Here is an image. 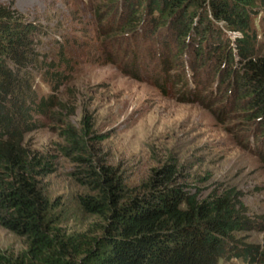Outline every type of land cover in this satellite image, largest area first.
Wrapping results in <instances>:
<instances>
[{
    "label": "rangeland",
    "instance_id": "1",
    "mask_svg": "<svg viewBox=\"0 0 264 264\" xmlns=\"http://www.w3.org/2000/svg\"><path fill=\"white\" fill-rule=\"evenodd\" d=\"M12 2L37 29L39 58L11 99L4 102L0 96V102L15 112L16 103H21L20 111L27 108L40 126L26 134L24 144L51 161L55 170L43 179L52 235L66 241L75 238L82 247L101 238L109 224L80 206V196H96L97 191L75 179L80 168L74 161L77 155L65 154L70 146L67 131L89 127L104 138L100 148L131 184L174 160L189 174L193 194L207 198L231 191L252 226L234 234L235 244L264 254L262 133L231 112L232 96L220 86L215 62L199 70L194 47L175 59L179 53L175 30L166 27L154 34L146 19L135 33L119 31V22L131 13L114 10L109 0ZM260 8L253 20L257 55L264 54L263 3ZM215 28L218 35L210 37L211 42L228 44L240 36L221 22ZM192 87L200 101L181 102V95ZM40 103H47L43 113ZM29 250L26 238L0 227V256L13 262L28 260ZM66 257L84 263L86 251L70 250ZM258 262L264 264V259ZM220 264L253 263L232 257Z\"/></svg>",
    "mask_w": 264,
    "mask_h": 264
},
{
    "label": "trees",
    "instance_id": "2",
    "mask_svg": "<svg viewBox=\"0 0 264 264\" xmlns=\"http://www.w3.org/2000/svg\"><path fill=\"white\" fill-rule=\"evenodd\" d=\"M109 1L114 10L131 13L119 22V31L135 33L146 19L154 34L166 27L175 30L179 46L175 59L194 47L199 70L213 60L220 86L226 96H232L231 112L261 131L260 142H264V54L256 53L253 30L264 0ZM216 22L240 36L228 44L211 42L210 37L218 35ZM36 35L35 25L25 20L12 0L0 2V96L4 102L38 61ZM180 99L197 103L200 94L192 87ZM20 104L16 103L19 111L15 112L0 102V227L26 238L30 250L28 260L13 262L0 256V264H76L66 257L70 250L86 251L84 263L78 264H220L232 257L259 264L264 259L253 246L241 249L235 244L234 234L252 226L231 191L207 198L193 194L189 174L174 160L131 184L125 171L100 148L104 138L89 127L67 131L70 146L65 154L77 155L74 161L80 168L75 179L97 191L96 196H80V206L109 224L101 238L82 247L75 238L54 237L43 179L55 170L51 161L24 144L26 134L40 126L31 111H20ZM46 108L47 103H40L39 113Z\"/></svg>",
    "mask_w": 264,
    "mask_h": 264
}]
</instances>
